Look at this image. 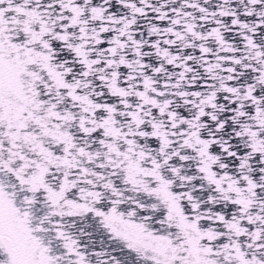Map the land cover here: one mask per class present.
<instances>
[{"label": "snow or ice", "instance_id": "snow-or-ice-1", "mask_svg": "<svg viewBox=\"0 0 264 264\" xmlns=\"http://www.w3.org/2000/svg\"><path fill=\"white\" fill-rule=\"evenodd\" d=\"M0 264H264V0H0Z\"/></svg>", "mask_w": 264, "mask_h": 264}]
</instances>
